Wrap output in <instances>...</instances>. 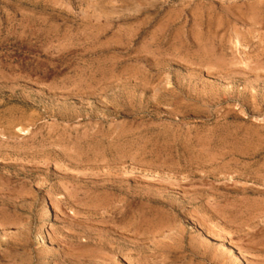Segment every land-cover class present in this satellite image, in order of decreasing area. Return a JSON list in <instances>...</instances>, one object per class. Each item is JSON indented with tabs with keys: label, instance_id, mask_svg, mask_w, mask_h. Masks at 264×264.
I'll return each instance as SVG.
<instances>
[{
	"label": "rangeland",
	"instance_id": "rangeland-1",
	"mask_svg": "<svg viewBox=\"0 0 264 264\" xmlns=\"http://www.w3.org/2000/svg\"><path fill=\"white\" fill-rule=\"evenodd\" d=\"M0 264H264V0H0Z\"/></svg>",
	"mask_w": 264,
	"mask_h": 264
},
{
	"label": "bare ground",
	"instance_id": "bare-ground-1",
	"mask_svg": "<svg viewBox=\"0 0 264 264\" xmlns=\"http://www.w3.org/2000/svg\"><path fill=\"white\" fill-rule=\"evenodd\" d=\"M50 211H51V208L48 209V212H50ZM45 213H46V212H45Z\"/></svg>",
	"mask_w": 264,
	"mask_h": 264
}]
</instances>
